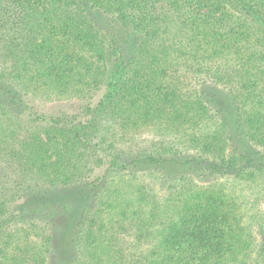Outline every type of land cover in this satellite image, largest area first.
Wrapping results in <instances>:
<instances>
[{"label": "trees", "instance_id": "1", "mask_svg": "<svg viewBox=\"0 0 264 264\" xmlns=\"http://www.w3.org/2000/svg\"><path fill=\"white\" fill-rule=\"evenodd\" d=\"M260 176L264 0H0V264H262Z\"/></svg>", "mask_w": 264, "mask_h": 264}, {"label": "rangeland", "instance_id": "2", "mask_svg": "<svg viewBox=\"0 0 264 264\" xmlns=\"http://www.w3.org/2000/svg\"><path fill=\"white\" fill-rule=\"evenodd\" d=\"M90 20L94 28L103 36H107L109 38H115L118 41L122 37L121 31H117L120 29L113 30L110 25L107 22V19L105 17H98L96 15H91ZM124 52V49H122V53ZM116 74H118V70H116ZM115 81V80H114ZM50 97H39L36 98V101H34V105L37 107H41V110L43 111H49V112H57L62 110H67L71 108V101L70 100H51L48 99ZM235 120V118L233 117ZM229 125L234 126L233 120L228 122ZM157 127H150L146 126L134 133H129L127 136L128 140L134 139V138H146V140H149L153 136H157ZM119 137V136H118ZM152 139V138H151ZM138 181H133L130 184L126 183V190H134L135 185ZM217 186V185H216ZM221 186V189L224 192L225 197L228 199L229 202H231L235 207H237L240 211V215H243V223L242 225L247 226V224H253V231H258L259 227L262 225V217L259 216L260 208L263 201L264 196V177H257L256 179H253L249 182H228L219 184L218 187ZM76 202L73 201V204L71 207L75 206ZM261 240H264V237H259L257 239V243H259ZM261 262L264 264V251L261 253Z\"/></svg>", "mask_w": 264, "mask_h": 264}]
</instances>
